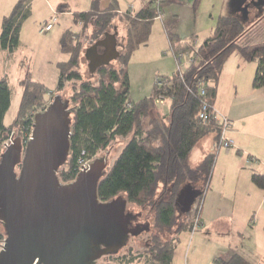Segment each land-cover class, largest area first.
I'll return each instance as SVG.
<instances>
[{
    "label": "trees",
    "instance_id": "16d2710c",
    "mask_svg": "<svg viewBox=\"0 0 264 264\" xmlns=\"http://www.w3.org/2000/svg\"><path fill=\"white\" fill-rule=\"evenodd\" d=\"M200 1L196 0L194 7ZM29 2L18 0L3 18L0 46L10 53L20 45L22 22L28 16ZM103 2L93 0L89 10L75 12L74 22L83 24L84 30L93 24L94 42L115 26L114 20L119 17L126 23L128 32L119 60L128 64L133 52L148 44L157 11L169 1L158 5L156 0H150L139 10L129 9L124 13L117 9V0H110L105 8ZM64 8H68L67 5L61 10ZM260 34L259 29L247 28L242 19L232 14L220 15L213 32L200 43L196 35L182 38L170 33V49L174 53L189 52L193 59L184 71L177 69L171 75L157 76L151 95L132 102L126 66L120 69L110 65L101 67L98 82L85 81L79 68L84 47L77 40L79 31L73 32L71 28L64 31L61 48L69 54V59L57 64L60 70L58 88H64L67 80L74 81V93L69 99L73 108L71 148L68 162L59 168V179L64 184L72 182L80 173L82 162L94 160L115 139L129 138L102 176L97 191L101 202L122 195L130 204L154 211L158 234L140 255L143 264H172L180 234L192 228L186 219L191 212L179 214L177 196L185 184L191 183L202 187L201 200L212 177L216 152L206 156L197 167L190 164V156L202 137L214 132L218 141L219 124L214 119L205 124L199 114L203 102L215 106L221 72L232 54L239 53L247 61L257 62L254 88H264V42L257 40ZM121 76L123 81H120ZM201 81L205 82V94H202ZM22 85L20 109L10 125H6L5 115L11 107L13 94L10 83L0 80V157L13 129L23 127L27 138L33 130V113L55 97V92L43 82L27 79ZM159 96L170 102L167 114L159 109ZM252 181L264 190L263 173H254ZM161 232L174 235L163 240ZM5 237V228H0V248ZM108 258L115 264H135L139 256L130 249L128 254L109 255ZM219 261L220 264H264V257L257 263L243 252L234 251L229 258Z\"/></svg>",
    "mask_w": 264,
    "mask_h": 264
},
{
    "label": "water",
    "instance_id": "95a60500",
    "mask_svg": "<svg viewBox=\"0 0 264 264\" xmlns=\"http://www.w3.org/2000/svg\"><path fill=\"white\" fill-rule=\"evenodd\" d=\"M121 54L116 26L86 51L92 72ZM62 97L55 96L34 114L30 139L14 137L1 153L0 222L6 237L0 264H99L127 246L130 235H138L130 222L142 212L127 211L122 195L99 200L98 184L109 169L106 158L96 157L72 182L60 181L58 171L71 148L73 115L70 100ZM200 196L193 184H185L177 196L180 213L191 212ZM151 242L143 239L138 245L149 247Z\"/></svg>",
    "mask_w": 264,
    "mask_h": 264
},
{
    "label": "rangeland",
    "instance_id": "374dc122",
    "mask_svg": "<svg viewBox=\"0 0 264 264\" xmlns=\"http://www.w3.org/2000/svg\"><path fill=\"white\" fill-rule=\"evenodd\" d=\"M18 0H0V34L2 31V21L3 18L9 14L16 2ZM150 0H117L116 6L120 12L124 13L131 10H138L140 7L146 5ZM196 0H188L185 2L187 6L181 9L183 14L181 18L176 15L178 13L171 14L169 16L170 23L172 26L174 25H181L183 30H188L187 35L196 34V41L200 43L203 36V31L205 30L206 26L210 22V13L215 11L217 13L219 9V2L222 0H201L200 3L194 7V3ZM224 5L227 6L229 14L230 13H238L237 15L240 16L243 22H248L249 17V9L251 8V4L249 1L243 0V5L238 6L236 2H240V0H233L235 6L231 5L232 0H223ZM91 0H30V7L28 11V16L22 22V33H21V42L16 50L13 53L6 52L0 46V78L7 80L10 83L12 88V101L11 107L7 114L5 115V124L10 125L13 119L16 117L20 106H21V99L23 96V81L27 79H32L35 81L45 83L52 91L55 92V96H63L62 100L70 99L73 95V86L74 81L67 80L65 83L64 88L59 89V79H60V70L57 67L59 62H63L64 60L69 59V54L64 52L61 48V42L63 39L62 33L63 30L68 28V25H65L62 22H58L55 26L54 30L45 34H39L40 24L51 20L52 16L54 15V11H52L53 5H61L60 10L63 4H68L71 9L77 10L81 12L79 7L84 8L85 6H89ZM176 1H173L169 5H166L162 8V18L164 12L166 10H171V6ZM252 2H255L252 1ZM92 3V2H91ZM115 3V2H114ZM216 4V7L212 6ZM255 2L254 4H256ZM262 7H258L255 11L261 12ZM178 12V11H177ZM48 18V20H45ZM120 20V19H119ZM154 26H160L161 29L154 28L152 31L151 38L147 42L148 44L142 45L136 51L133 52L132 57L128 64L122 63L121 60L117 59L111 62L110 66L120 69L122 67L127 68L130 88V100L139 102L143 100L144 97H149L153 90V85L157 76L161 75H171L173 72H176L178 68V64H176L175 53L170 50V42L168 38V31L167 28L162 25V20L155 19ZM122 30L119 31V44L125 43V38L127 35V28L126 23L122 20ZM118 24V22H117ZM71 30L79 31V36L77 37L78 41H81L83 44V51L81 53V61L79 68L81 69L83 79L85 81L90 80L93 82H98L99 77L102 75L100 71L92 72L90 68L89 58L86 56L87 49L92 46L93 39H94V27L92 24L89 25L85 30L79 23L72 22ZM204 28V29H203ZM111 30L113 27L110 28ZM261 30V34L257 37L258 42H264V22L262 26L259 28ZM163 44V46H162ZM122 45V44H121ZM8 60L7 66H5L6 61ZM121 80H124V77H120ZM170 102L166 100V104L158 103L159 109L163 110L164 112H168ZM25 131L23 127H15L11 132L10 137L8 140H12L14 137H23ZM24 139V138H23ZM129 138H117L112 141V144L101 151L98 157L106 158L108 161V168L113 165V162L117 159L118 155L126 146ZM11 143V142H10ZM9 143V144H10ZM4 149V146L2 150ZM110 150V151H109ZM109 153L107 154V152ZM107 155V156H106ZM108 169V170H109ZM199 200H196L193 204L191 213L187 216V220L190 224L194 223V218L197 214V208L199 207ZM132 212L133 215L138 214V212H142L140 217H144L141 221L150 222L149 227L150 230L148 231L151 233H142L140 237H136V235H131L128 240V245L121 251L122 253H127L130 249L136 250L141 249L140 252L145 253L148 247L139 246V240H143L144 242L147 239L152 238L153 234L157 233V229L155 227L154 222V211L148 208H141L138 205H132L128 203L127 211ZM180 214V212H179ZM185 214V213H181ZM255 216V214H254ZM254 216L251 217V224L253 225ZM149 218V220H147ZM201 226L197 227V234L201 232ZM0 228L3 229L1 223ZM176 227L173 228L175 230ZM153 229V230H152ZM141 232V231H140ZM195 231H191L189 229L183 230L180 234V240L176 246V249L173 253V261L172 264H220L219 259H227V256H220L214 258V253L212 251V245L216 243V236H212L208 238V236H203L202 240H198L196 237L193 240ZM161 237L163 240H169L172 238L174 233L169 232H161ZM202 236V235H197ZM252 237V236H251ZM250 237V238H251ZM256 237V236H255ZM138 240V241H137ZM152 241V240H151ZM218 241V240H217ZM202 242V244H201ZM139 246V247H138ZM150 247V246H149ZM263 248V247H262ZM260 252L258 254L261 255H253L252 261L258 262L260 257L262 258L263 251L259 249ZM260 256V257H259ZM143 259H137L135 264H143ZM100 264H115L109 260V258L102 259L99 261Z\"/></svg>",
    "mask_w": 264,
    "mask_h": 264
},
{
    "label": "crops",
    "instance_id": "0c3cea01",
    "mask_svg": "<svg viewBox=\"0 0 264 264\" xmlns=\"http://www.w3.org/2000/svg\"><path fill=\"white\" fill-rule=\"evenodd\" d=\"M173 1L176 2L170 7L171 10H166L161 19L165 30L167 28L168 33H176L182 38L196 35H187L188 30H183L181 25L172 26L169 16L178 13L176 15L181 18L183 11L180 10L187 6L185 2L188 0H170L167 5ZM242 1L236 2L237 5L244 6ZM246 1L250 2L251 8L249 9L250 18L244 24L247 28L259 29L264 22V0H255L256 4L252 2L254 0ZM91 2L89 6L79 7L81 12L89 10ZM109 3L110 0H104L103 7L105 8ZM63 5H67L68 8L60 10L61 5L58 4L59 8L56 5L51 8L52 11L59 13L58 21L55 24L63 21L65 25H68L67 30L72 27L74 13L79 11L72 10L68 4ZM225 5L222 0L219 2L220 7L217 13L215 11L210 13V22L203 31L204 38L213 32L220 15L238 16V13L229 14ZM231 5L235 6L233 0ZM212 6L216 7V4L214 3ZM260 6L262 7L261 12H256L255 9L257 10ZM238 17L240 18V16ZM119 19V17L116 18L114 23L121 31L122 22ZM155 22L152 30L158 27L154 26ZM81 26L83 27V24ZM158 29H161V25ZM66 30L60 34L63 35ZM259 31L261 32L260 29ZM7 51L9 52L8 49ZM7 63L8 60L4 67L7 66ZM256 68V61H247L239 53H234L226 61L218 82L219 87L214 107L220 114L234 121L230 137L235 141V147L229 151L222 149L217 141L216 133L213 132L202 137L191 151L190 164L193 167L199 166L209 154L217 153L212 177L202 196L199 215L201 232L197 234L198 226L194 230L193 226L190 229L195 231L193 240L195 237L202 240L203 236H208V238L216 236V243L212 245L211 251L214 253V258L218 254L229 258L234 251H241L252 260L253 255H261L258 254L259 249H262L263 254L262 258L259 256L258 261L264 257V190L252 181L254 173L264 174V88H254L253 80ZM0 80H5L4 76ZM163 113L167 114L164 111ZM248 157L254 158L255 162H247ZM193 185L198 190L202 189V187ZM253 216L254 222L253 225H250Z\"/></svg>",
    "mask_w": 264,
    "mask_h": 264
},
{
    "label": "built area",
    "instance_id": "2783aa9c",
    "mask_svg": "<svg viewBox=\"0 0 264 264\" xmlns=\"http://www.w3.org/2000/svg\"><path fill=\"white\" fill-rule=\"evenodd\" d=\"M163 1H165V0H156V3L158 5H160ZM167 1H170V0H167ZM58 15H59V13L54 12V15L52 16L51 20L41 23L40 28H39V34H45V33L50 32L54 28V26L56 25L55 23L58 21ZM157 18L160 20L162 19V10L161 9H158V11H157L156 19ZM175 58H176V64H178L177 69L180 71H184L186 69L187 65L189 64V62L193 59L192 54H190L189 52H187V53H184V52L175 53ZM200 85L202 86V94H205L206 93L205 89H204L205 82L201 81ZM166 100L167 99L163 98L162 96H159L157 99V103H160L163 105L166 103ZM49 104L50 103L48 102L46 105H43V107H41L40 109L35 111L33 113V115L36 112L43 111L44 109H46ZM128 106H132V104H128ZM201 108L202 109H201L200 114H199V119L202 120L203 123L207 124V123L211 122L212 119H214L219 124V129H220L219 134H218L219 146L222 149H225L226 151L233 149L235 147V141L230 137V133L232 131L234 121L231 118L220 114L216 110V107L210 106L207 102H203ZM30 136H31V134L27 138H25L24 136L22 138H24V141H27L28 139H30L29 138ZM10 142H11V140H7L4 143V148L7 145H9ZM254 160L255 159L252 157L247 158V162H255ZM91 161L92 160L82 162L80 169L82 170L84 168H87L88 164H90ZM198 200H199L200 204H199V207L197 208L198 209L197 214L194 218L193 230L197 226H199V224H200L199 215L201 212V204H202L203 198L201 200L200 199H198Z\"/></svg>",
    "mask_w": 264,
    "mask_h": 264
},
{
    "label": "flooded vegetation",
    "instance_id": "af4514ba",
    "mask_svg": "<svg viewBox=\"0 0 264 264\" xmlns=\"http://www.w3.org/2000/svg\"><path fill=\"white\" fill-rule=\"evenodd\" d=\"M110 31H113V29L111 30L110 29ZM95 42V41H94ZM93 42V43H94ZM92 43V44H93ZM122 44V45H121ZM121 44H119V49H120V51L122 52L123 51V49H124V44L123 43H121ZM100 51H102V49L100 48ZM109 167V166H108ZM194 186V185H193ZM196 188V187H195ZM199 199V198H198ZM197 199V200H198ZM128 203H129V201H128ZM128 205V204H127ZM179 212H181V210H179ZM142 219H144V217H140L139 216V214L135 217H131V224H130V227L131 228H136L137 229V231H138V235H136V237H140L141 236V234L142 233H147L149 230H150V228L151 227H149L148 226V222H145V221H141ZM147 220H149V218L147 219ZM141 231V232H140ZM158 233H156V234H153V235H157ZM131 237V235L129 236V238ZM152 238H153V236H151ZM152 238H150L151 240H152ZM150 239H148V240H150ZM129 240V239H128ZM128 243V242H127ZM126 247V246H125ZM124 247V248H125ZM124 248H122L117 254H116V256L118 255V254H124V253H122L121 251L124 249ZM140 248L139 249H136L135 250V255H137V256H139V258L140 259H143V256H140V255H142V252H140ZM129 252V251H128ZM128 252H127V254H128ZM108 256L109 255H106V257H102V259H106V258H108ZM102 259H100L99 261H101ZM99 261H98V263H99ZM100 264V263H99Z\"/></svg>",
    "mask_w": 264,
    "mask_h": 264
}]
</instances>
